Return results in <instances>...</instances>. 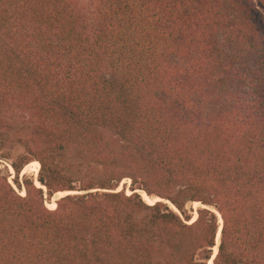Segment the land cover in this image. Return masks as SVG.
<instances>
[{
  "label": "trees",
  "instance_id": "obj_1",
  "mask_svg": "<svg viewBox=\"0 0 264 264\" xmlns=\"http://www.w3.org/2000/svg\"><path fill=\"white\" fill-rule=\"evenodd\" d=\"M0 264H264V0H0Z\"/></svg>",
  "mask_w": 264,
  "mask_h": 264
},
{
  "label": "rangeland",
  "instance_id": "obj_2",
  "mask_svg": "<svg viewBox=\"0 0 264 264\" xmlns=\"http://www.w3.org/2000/svg\"><path fill=\"white\" fill-rule=\"evenodd\" d=\"M22 152V149H17L15 152H14V156H16L17 154H19V153H21ZM34 162H37V161H34ZM33 163V162H32ZM32 163H30L28 166H26L25 167V170H24V173H28V174H37V173H35V172H38V170H39V167H40V163L38 162L37 164H32ZM10 170L12 171V172H14V170H13V168L10 166ZM125 183H127L128 185L130 184V181L128 180V181H125ZM121 189H122V185H121ZM144 196L146 195V193L145 192H141ZM63 195V193H60V195H58V196H56V199H58V198H60L61 196ZM151 200H155L154 198H151ZM52 204V203H51ZM200 206H202V204L201 203H192V202H189L188 203V205H187V207H188V209H189V211L191 212V213H194V215L195 214H197V212H196V209L198 208V207H200ZM194 210V211H193Z\"/></svg>",
  "mask_w": 264,
  "mask_h": 264
},
{
  "label": "bare ground",
  "instance_id": "obj_3",
  "mask_svg": "<svg viewBox=\"0 0 264 264\" xmlns=\"http://www.w3.org/2000/svg\"><path fill=\"white\" fill-rule=\"evenodd\" d=\"M37 163H38V162H33L32 164H37ZM60 193H63L62 196H64V195H66V194L69 193V192H66V193H64V192H60ZM60 193H58L57 196L60 195ZM197 204H198V203H197ZM49 205H50L51 207H53V208L56 207V203H55V202H53L52 204H49Z\"/></svg>",
  "mask_w": 264,
  "mask_h": 264
},
{
  "label": "water",
  "instance_id": "obj_4",
  "mask_svg": "<svg viewBox=\"0 0 264 264\" xmlns=\"http://www.w3.org/2000/svg\"><path fill=\"white\" fill-rule=\"evenodd\" d=\"M67 194H70V193H67ZM57 199H55V203H56V206H57V201H56ZM56 208V207H55ZM218 241H220V235H219V237H218Z\"/></svg>",
  "mask_w": 264,
  "mask_h": 264
}]
</instances>
